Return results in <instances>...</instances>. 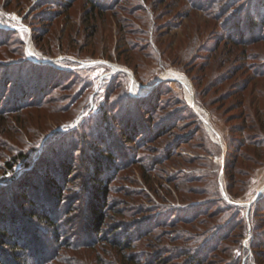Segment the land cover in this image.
Masks as SVG:
<instances>
[{
    "label": "rangeland",
    "instance_id": "1",
    "mask_svg": "<svg viewBox=\"0 0 264 264\" xmlns=\"http://www.w3.org/2000/svg\"><path fill=\"white\" fill-rule=\"evenodd\" d=\"M105 1L0 0V93L19 98L0 105V201L22 185L45 184L66 164L56 222L68 208L78 212L77 220L67 215L77 225L86 222L84 209L102 184V230L151 217L145 237L120 253L148 257L177 232L205 230L212 241L227 236L209 241L222 246L206 264H264V204L244 205L264 186V0ZM93 157L110 170L94 172ZM29 193L43 199L25 207L37 215L15 200L16 225L29 219L56 247L43 221L53 199ZM206 221L212 225L202 228ZM80 252L91 263L93 251Z\"/></svg>",
    "mask_w": 264,
    "mask_h": 264
},
{
    "label": "trees",
    "instance_id": "2",
    "mask_svg": "<svg viewBox=\"0 0 264 264\" xmlns=\"http://www.w3.org/2000/svg\"><path fill=\"white\" fill-rule=\"evenodd\" d=\"M90 2L93 5H108L106 4L107 2L105 0H102V2L101 0H90ZM262 8L264 9V1L262 2ZM263 9L260 13L263 12ZM249 20L250 21L248 22L250 23V28L253 30L256 29L257 22L254 20V18L252 16H249ZM262 23L264 24V21H262ZM22 91L24 92L23 95L27 96L28 91H26L25 88L22 89ZM3 95L4 94L0 93V105L1 102L8 103L9 100L11 102L10 104L18 102L17 100L19 98H16L14 96L11 97V99L9 98L5 101ZM89 163L92 170L98 174L104 171H106L105 173H107V170H110L111 168H108V166L104 165L101 160H98L97 158L95 159L94 157ZM29 164L30 162H27V165ZM10 167V170H12L13 172L14 166ZM68 168V165L63 164L62 171L59 172L58 175H54V172L51 170V176H46L42 180L45 184H38L37 182V184H33L31 186L21 184L22 186L20 191L22 192H19L17 197H13L10 202H8V200L0 201V262L2 264H33L32 262H30L31 258H34V264H171L173 263V261H180V264H206L210 253H216V251H218L222 246L219 244H215L214 247L212 246L211 248L209 241H211L212 243L215 241L214 243H217L216 239L218 238L221 242L224 243L227 240V236L218 234L215 237L213 236L214 240L212 241L210 240L211 236L207 237L206 232H204L205 230L198 231L202 234L201 235L199 233L201 235L200 237H192L186 232H177L171 237H168V240H170V244H162L158 250H154L153 252H151L150 256L148 257L146 253L144 254L143 252H137L133 256L132 254L126 255L123 254V252L120 253L121 250H127V248L135 245V239H137L138 237H145V235L141 234V231L143 230L141 228L148 227V225L150 224V221L148 220H150L151 217L148 220H140L139 223H136L135 221L129 227H124L122 225H119V227L116 226L113 232L108 233L107 230H102L100 226L102 223H104V213H101V206H103L106 202L107 193L106 187H103L102 184H99V186L95 188L92 200L88 202L86 209H84V212L87 215L91 216L90 218L86 217V222L77 225L76 220L78 219L79 214L78 212H76L75 214L72 208H68V210H66L64 221L62 220L63 222H56L55 219L58 212L57 209L60 206V201L63 199L64 183L67 180L65 173L68 172ZM15 176L11 179V182L15 184L12 185L10 191H13V187H16V180L12 181L15 179ZM31 189H33L34 191L42 190V194L45 196L44 200L46 202L50 201V199H53L54 204L53 207H51V209H53L49 210V207L47 208V211L46 208L43 209V221L48 223L50 226H53V237L56 241V247L58 245V248H56L51 242H45L43 238H40V236L37 237V232L34 233V231L31 230L30 225L24 223L25 220L23 221V223L21 222L20 227H17L16 225L17 220L22 221V218H17V216L21 212L29 213L32 218H35L37 215L34 210H27V208H25L30 205L32 209L36 204H40L43 200L37 198L35 199V196H31L29 193L31 192ZM15 200H18V202H22V204H24V208L22 209V211L20 210L21 212H17L18 204ZM263 204L264 194H262L255 203H252L251 210H253V208L257 209L260 207V205ZM103 207L105 208L106 206L104 205ZM232 208L236 207L232 206ZM70 214H74V217H77L75 218L76 220H72V217L67 216ZM200 215L206 214L203 213ZM25 222H30V220L28 219ZM66 222H69L70 226H66L65 224H63ZM201 223L202 228L206 227L207 224L209 226L212 225L209 224L208 221ZM213 229L215 228H212V230ZM233 229L234 228H232V230ZM213 231L212 235H214ZM66 233H70V235L76 236L62 239V237ZM196 239H198V241ZM192 240L196 242H194V244L191 246H187L188 241ZM173 241L174 243L177 241H181V244H172ZM34 243H36L37 245H35ZM59 246H62L63 248L69 247L71 251L80 253V255L77 259H74V257L76 256L68 254L67 251L60 249ZM105 247L108 248L105 249ZM112 247L115 248V251L110 250ZM117 247L120 250L119 252L116 251ZM9 248L13 249V253L8 250ZM86 249H91L94 253V256L91 254L93 257L91 263L88 261L90 259V257H88L89 254L81 255L80 251ZM104 254L107 255L108 259H111V261H107V258H104ZM149 260L152 261L149 262Z\"/></svg>",
    "mask_w": 264,
    "mask_h": 264
},
{
    "label": "water",
    "instance_id": "3",
    "mask_svg": "<svg viewBox=\"0 0 264 264\" xmlns=\"http://www.w3.org/2000/svg\"><path fill=\"white\" fill-rule=\"evenodd\" d=\"M118 70H119V69H118ZM132 79H133V82H134V81H135V78H134L133 75H132ZM173 80H174V79H173ZM160 81H162V79H160L159 82H160ZM176 81H177V80H176ZM179 82L182 83V85L184 86V88H185V90H186V85H185L183 82H181V81H179ZM142 87H145L147 90L151 89V86H147V85H142ZM190 105H191V106L194 108V110H195L196 103H195V101H194V95H193V102H192ZM195 111H196V110H195ZM196 112H197V111H196ZM198 114L200 115V118H201L202 121L204 122V124H205L207 130L209 131V133H210L212 136L216 135V137L218 138V140H215V142H217L218 144L222 145L223 148H224V151H225L226 148H225V146L223 145V142H222V140H221V138H220V135H219L218 132L212 127V125H211L209 119L206 118V117H204V116L202 115V113H198ZM222 192H223L224 197L226 198V193H225V191L222 190ZM263 192H264V186H262V187L258 190V192L256 193V195L254 196V198H253L250 202H247V203H245L244 205H246L247 207H250V205H251L256 199H258L259 196H260ZM242 205H243V204H242Z\"/></svg>",
    "mask_w": 264,
    "mask_h": 264
}]
</instances>
